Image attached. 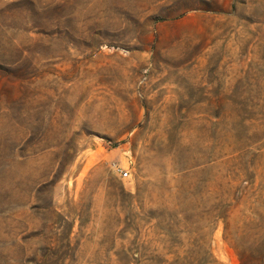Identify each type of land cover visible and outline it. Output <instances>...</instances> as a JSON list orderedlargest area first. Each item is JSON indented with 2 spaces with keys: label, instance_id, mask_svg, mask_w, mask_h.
<instances>
[{
  "label": "rangeland",
  "instance_id": "obj_1",
  "mask_svg": "<svg viewBox=\"0 0 264 264\" xmlns=\"http://www.w3.org/2000/svg\"><path fill=\"white\" fill-rule=\"evenodd\" d=\"M0 264H264V0H0Z\"/></svg>",
  "mask_w": 264,
  "mask_h": 264
},
{
  "label": "built area",
  "instance_id": "obj_2",
  "mask_svg": "<svg viewBox=\"0 0 264 264\" xmlns=\"http://www.w3.org/2000/svg\"><path fill=\"white\" fill-rule=\"evenodd\" d=\"M127 174L126 173H124V177L126 176Z\"/></svg>",
  "mask_w": 264,
  "mask_h": 264
}]
</instances>
